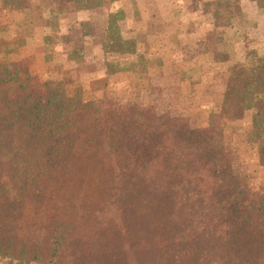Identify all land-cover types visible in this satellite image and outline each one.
<instances>
[{
    "label": "trees",
    "instance_id": "obj_1",
    "mask_svg": "<svg viewBox=\"0 0 264 264\" xmlns=\"http://www.w3.org/2000/svg\"><path fill=\"white\" fill-rule=\"evenodd\" d=\"M27 1L0 5L30 13ZM68 1L93 10L105 0ZM250 1L264 15V0ZM204 5L215 28L244 19L239 0ZM124 19L122 10L106 18L113 50L143 64L107 63L106 74L160 67L122 36ZM250 43L245 36L244 61L228 67L218 122L201 136L179 128L176 150L150 165L127 158L118 166L102 115L78 91L69 95L62 78L22 97L0 88V256L38 264H264V196L228 185L219 167L226 126L250 112V141L264 168V52Z\"/></svg>",
    "mask_w": 264,
    "mask_h": 264
},
{
    "label": "rangeland",
    "instance_id": "obj_2",
    "mask_svg": "<svg viewBox=\"0 0 264 264\" xmlns=\"http://www.w3.org/2000/svg\"><path fill=\"white\" fill-rule=\"evenodd\" d=\"M170 1L159 7L171 14L168 24L148 36L143 32L142 0L133 2L136 22L132 23L126 19L131 8L120 5L123 10H117L125 11L119 23L122 36L137 40L138 52L147 60L148 56L161 60L165 54L168 59L165 67L147 73L112 76L106 74L107 63L143 64V59L115 53L105 31L106 13L117 1L105 0L88 19L80 18L68 0L56 4L29 0L30 13L0 5V88L22 97L40 92L53 78H62L69 95L78 91L88 108L102 115L103 140L114 148L118 166L127 158L154 164L176 150L179 128L201 136L218 122L214 106L222 100L228 67L244 61V37L251 40V49L264 52V15L257 10L242 8L244 19L236 20V28L212 29L205 24L211 20L204 5L211 0ZM166 32V38H161ZM250 117L246 112L242 120L226 126V152L219 167L228 185L246 188L255 198L264 196V168L250 141ZM0 264L38 263L0 256Z\"/></svg>",
    "mask_w": 264,
    "mask_h": 264
},
{
    "label": "crops",
    "instance_id": "obj_3",
    "mask_svg": "<svg viewBox=\"0 0 264 264\" xmlns=\"http://www.w3.org/2000/svg\"><path fill=\"white\" fill-rule=\"evenodd\" d=\"M134 1H136V0H117V3H113L111 10L106 13V18H107V16L110 13L114 12L115 10L122 9L120 7V5L123 6L124 3H126L131 8V10H132V11H130L128 9V13H127L128 16H127L126 19L128 20L129 23L130 22L131 23L132 22H136V19L134 17V15H135L134 14V9H133L134 8V5H133L134 4L133 3ZM206 1H210V0H206ZM239 1L241 3L242 8H248V7H250V8H253V10H257L258 11L257 6H256V4L254 2H251L250 0H239ZM142 2H143V11L145 13L144 15L146 16L145 28L143 30V32L145 33V35H147V36L149 34H152L153 35V33H155L154 30L155 29H159L161 27H163V28H161V30H163L164 29V26H166L168 24L167 22H168V19L171 17V14L170 13H167L166 11H165V13L161 12V10L159 9V7L162 5V3L163 4H168L171 1L170 0H142ZM150 4H152V5H150ZM101 7H98V8L93 9V10H98ZM91 11L92 10H77V12H78L77 15H79L80 18L88 19L89 17H91L90 16L91 15L90 14ZM138 11L141 12L140 10H138ZM256 13H258V12H256ZM205 24L208 27H211L212 29L215 28L213 26V24L211 23V21L208 22V23H205ZM183 26H184V24L181 26V28H183ZM133 30H134L133 31V34H135V32L137 30H135V29H133ZM165 31H167L166 28H165ZM181 31H182V29H181ZM167 35H168V32H166L164 35H161L160 34L161 38H166ZM155 36H157V34ZM150 37L151 36H149L148 38H150ZM140 49H141V46L138 44V51L139 52H140ZM148 58H153V57H149L148 56ZM166 59H168L167 54H165L164 55V58L161 59L162 61L160 60L161 66L158 67V68H162V67H165L167 65ZM249 114L251 116V113L250 112H249Z\"/></svg>",
    "mask_w": 264,
    "mask_h": 264
}]
</instances>
